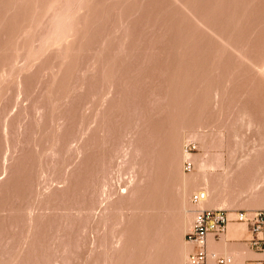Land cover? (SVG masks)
Wrapping results in <instances>:
<instances>
[{"label":"rangeland","instance_id":"1","mask_svg":"<svg viewBox=\"0 0 264 264\" xmlns=\"http://www.w3.org/2000/svg\"><path fill=\"white\" fill-rule=\"evenodd\" d=\"M198 190L264 213V0H0V264H186Z\"/></svg>","mask_w":264,"mask_h":264},{"label":"built area","instance_id":"2","mask_svg":"<svg viewBox=\"0 0 264 264\" xmlns=\"http://www.w3.org/2000/svg\"><path fill=\"white\" fill-rule=\"evenodd\" d=\"M191 163L186 161L184 169L189 170ZM206 198L203 191L198 190L191 194L190 201L195 205L196 209L193 213L191 228L184 235L187 243L194 245L195 250L191 252L186 264H206L207 263V236L212 235L215 238L225 233L227 224L230 220L243 222L248 225L254 234L252 242L254 245L264 244V213L262 211H237L236 217L230 219L228 211L221 208H210L198 206ZM226 259L223 257H215V264H225Z\"/></svg>","mask_w":264,"mask_h":264},{"label":"crops","instance_id":"3","mask_svg":"<svg viewBox=\"0 0 264 264\" xmlns=\"http://www.w3.org/2000/svg\"><path fill=\"white\" fill-rule=\"evenodd\" d=\"M228 225L233 226L231 233L228 234L226 229V232L218 238L207 236L206 264H215V257L218 256L226 259L225 264H259L258 253L252 246L251 240L254 234L250 227L241 222H229ZM190 248L192 249L191 245ZM213 255L215 257H212Z\"/></svg>","mask_w":264,"mask_h":264},{"label":"bare ground","instance_id":"4","mask_svg":"<svg viewBox=\"0 0 264 264\" xmlns=\"http://www.w3.org/2000/svg\"><path fill=\"white\" fill-rule=\"evenodd\" d=\"M200 163V162H199ZM203 163L201 162V164L200 165H202ZM203 166V165H202ZM202 166H201V168H202ZM205 166V165H204ZM202 191V190H201ZM204 192V191H203ZM205 193V192H204ZM205 195H206V193H205ZM206 200H207V195H206V198H205V200L201 203V204H199L198 206H202V207H207V206H210L209 205V203L208 202H206ZM205 204L207 205V206H205ZM211 208V207H210ZM235 217H236V214H235ZM234 217V218H235ZM230 221H233V220H230ZM229 221V222H230ZM228 222V223H229ZM237 222V221H236ZM241 223H243V222H241ZM192 225V224H191ZM228 225V224H227ZM228 227V228H227ZM226 227V229H227V233L229 234V233H231V231L233 230V226H231V225H228ZM240 228V227H239ZM236 230V229H235ZM237 231V230H236ZM226 232V231H225ZM237 233V232H236ZM234 234H235V232H234ZM239 234V233H238ZM223 235V234H222ZM191 244V243H190ZM191 246H192V251L191 252H193L194 250H195V247H194V245L193 244H191ZM206 249H207V245H206ZM191 252H189L188 253V255L191 253ZM188 257V256H187ZM212 257H215L214 255L212 256ZM186 261H187V259H186Z\"/></svg>","mask_w":264,"mask_h":264}]
</instances>
